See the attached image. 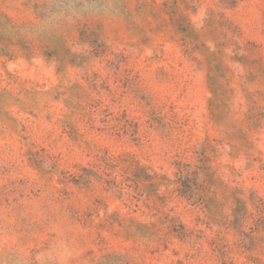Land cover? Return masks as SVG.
Masks as SVG:
<instances>
[{
	"label": "rangeland",
	"instance_id": "rangeland-1",
	"mask_svg": "<svg viewBox=\"0 0 264 264\" xmlns=\"http://www.w3.org/2000/svg\"><path fill=\"white\" fill-rule=\"evenodd\" d=\"M58 239L264 264V0H0V264Z\"/></svg>",
	"mask_w": 264,
	"mask_h": 264
},
{
	"label": "clouds",
	"instance_id": "clouds-1",
	"mask_svg": "<svg viewBox=\"0 0 264 264\" xmlns=\"http://www.w3.org/2000/svg\"><path fill=\"white\" fill-rule=\"evenodd\" d=\"M87 9H85V14ZM75 249L63 239L53 242L50 248L39 254L38 264H70Z\"/></svg>",
	"mask_w": 264,
	"mask_h": 264
}]
</instances>
